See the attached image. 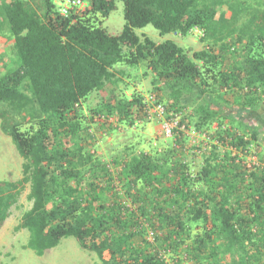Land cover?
Returning <instances> with one entry per match:
<instances>
[{"label":"trees","instance_id":"1","mask_svg":"<svg viewBox=\"0 0 264 264\" xmlns=\"http://www.w3.org/2000/svg\"><path fill=\"white\" fill-rule=\"evenodd\" d=\"M76 1L0 2L13 55L0 70V129L23 160L20 178H0V227L29 185L15 230L37 256L72 237L102 264H264V0H122L118 34L103 27L115 0ZM147 25L162 37L198 27L205 46L139 36ZM134 70L151 76L150 93L125 82ZM151 94L210 148L193 154L179 129L171 143L99 155L109 118L125 130L150 121Z\"/></svg>","mask_w":264,"mask_h":264},{"label":"rangeland","instance_id":"2","mask_svg":"<svg viewBox=\"0 0 264 264\" xmlns=\"http://www.w3.org/2000/svg\"><path fill=\"white\" fill-rule=\"evenodd\" d=\"M3 0H0L2 2ZM124 20V4L122 0H115V8L110 15L104 19L103 27L110 34H118L121 32ZM139 36L147 35L156 42L171 38L179 45L184 46L188 50H198L205 46L201 39L193 35L181 37L179 35L161 36L157 29L152 25H147L142 29H136ZM0 70L2 65L9 63L12 59L11 41L5 37H0ZM136 69L135 67H131ZM142 72L133 71L136 79L125 78V82L129 86L135 87L138 91L148 94L153 89L151 84V76H144ZM138 74V75H137ZM137 75V76H136ZM137 84H135V83ZM124 87V84H121ZM126 87V86H125ZM100 100L98 94L90 96L88 104L95 106ZM110 135L101 137L98 133L96 143V152L103 156H108L122 150L126 145L136 146V150L148 149L150 145H164L171 143L170 139L163 138V132L159 123L148 122L143 123L133 129H118ZM106 157V158H108ZM190 158L193 167L197 170L200 166V157ZM23 160L11 138L4 134L0 129V178L7 180H16L22 176ZM30 186L26 185L19 201L11 208V215L6 219L0 227V264H102L94 252L84 250L79 247L77 241L70 237L63 239L62 242L53 249H49L43 256H37L30 249H24L21 246L27 242L29 233L25 229L16 231L15 226L21 218V215L31 206L29 199Z\"/></svg>","mask_w":264,"mask_h":264},{"label":"built area","instance_id":"3","mask_svg":"<svg viewBox=\"0 0 264 264\" xmlns=\"http://www.w3.org/2000/svg\"><path fill=\"white\" fill-rule=\"evenodd\" d=\"M68 3L69 1H67L65 5V10H67L66 6ZM76 3L80 4V6L83 5L81 0H77ZM65 10H63V12ZM190 32L191 34L197 37L204 36L203 30L198 27L192 28ZM144 100L147 102V107L145 110L147 118L150 120H158L164 137L172 138L175 136L177 130L182 129V131L185 132V134L189 138L190 143L188 147L189 148L193 147V149L190 150L193 152V154L200 156L202 155V153H205L208 150V148H210L209 138L205 132L197 131L193 127L189 128V127H186L185 125H180L179 115H176V116L174 115L172 118H169L164 105L156 101L157 99L155 95L151 94V95L145 96ZM101 119L105 120V116L102 115ZM108 122L115 125L116 117L113 116L109 118ZM228 148L231 149L233 153L237 152L236 148L230 145H228ZM251 150H252V153L247 158L248 166H251L252 164L257 163L258 161L257 154L255 153L256 149L254 148V146H251Z\"/></svg>","mask_w":264,"mask_h":264},{"label":"crops","instance_id":"4","mask_svg":"<svg viewBox=\"0 0 264 264\" xmlns=\"http://www.w3.org/2000/svg\"><path fill=\"white\" fill-rule=\"evenodd\" d=\"M250 1H251V0H246V3H247V2H250ZM222 10L226 12V11H228L229 9H228L227 7H224ZM241 21H244V17H243L242 15H241ZM239 114H240V115H238V113H236V115L239 116V119H240V120H244V119L247 120V118H248L249 120L252 119V117H251L250 114L248 115V114L245 113V114H242V115H241V112H240V111H239ZM260 117H261V116H260ZM258 118H259V117H258ZM260 119H261V118H260ZM261 124L264 125L262 119H261Z\"/></svg>","mask_w":264,"mask_h":264},{"label":"clouds","instance_id":"5","mask_svg":"<svg viewBox=\"0 0 264 264\" xmlns=\"http://www.w3.org/2000/svg\"><path fill=\"white\" fill-rule=\"evenodd\" d=\"M153 95H154V94H153ZM147 96H148V95H147ZM148 122H154V121H153V120H150V121L148 120ZM148 122H146V123H148ZM158 123H159V122H158ZM159 125H160V123H159ZM113 126L118 127V123H117V121H116V124H115V125L113 124ZM136 126H137V125H135V127H136ZM163 138H166V137L163 136Z\"/></svg>","mask_w":264,"mask_h":264}]
</instances>
